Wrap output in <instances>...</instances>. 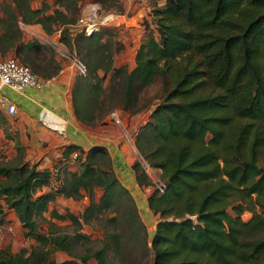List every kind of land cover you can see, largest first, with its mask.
<instances>
[{
  "label": "trees",
  "instance_id": "obj_1",
  "mask_svg": "<svg viewBox=\"0 0 264 264\" xmlns=\"http://www.w3.org/2000/svg\"><path fill=\"white\" fill-rule=\"evenodd\" d=\"M11 3L0 8V54L39 44L23 39L20 21L47 28L45 19L60 18L69 35L63 9L48 15L45 4ZM150 18L154 27L147 24L131 68L113 64V41L98 31L78 33L91 42L88 61L79 58L86 72H76L71 94L77 118L94 125L116 107L139 111L140 87L161 79L163 94L134 138L165 182L147 197L158 214L152 239L104 145L85 150L65 144L62 156L75 153L78 167L59 160L38 170L17 143L10 162L0 163V224L7 220L5 208H12L37 244L18 252L0 248V264H110L109 252L122 264L148 252L147 264H264V0H165L153 4ZM133 168L139 184L151 183L136 158ZM45 185L50 189L39 192ZM95 188L102 190L98 198ZM84 194L89 205L83 216L104 215L101 245L59 261L51 250L67 251V235L38 233L35 217L58 195Z\"/></svg>",
  "mask_w": 264,
  "mask_h": 264
},
{
  "label": "rangeland",
  "instance_id": "obj_2",
  "mask_svg": "<svg viewBox=\"0 0 264 264\" xmlns=\"http://www.w3.org/2000/svg\"><path fill=\"white\" fill-rule=\"evenodd\" d=\"M29 1L33 8L42 7L45 4V14L48 15L51 14L54 9H63L65 15L68 18L69 24H71L75 22L76 16L79 13V3L83 0ZM98 1L105 9L115 10L119 14H121V16H119L116 20L117 25H115L116 22H110L107 25L103 26V28L98 31L97 34L99 37H101L102 40L106 41V39H109L113 41V64L115 66L126 65L128 68H131L134 64L135 46L138 44V42L146 32L147 24H149L150 28L154 27L150 18V11L152 9V6L154 3L160 5L164 3L165 0ZM6 3H11V0H0V8H2ZM43 23H49V26L47 28H43L42 24L39 23L44 33L54 39H58L63 48H66L68 51L75 53L85 63L88 61L87 52L89 50V45L91 42L89 39L79 34L69 36L63 28V25L66 24L62 23V20L60 18L53 20L45 19ZM59 29H61V31H58ZM29 39L36 40L39 44L31 48L22 47V49L18 51H15V49L7 50L4 54H0V57L9 55H15L20 59H22V57H25L24 62H26L32 69L37 71L38 74L42 75H45L47 71L55 72L59 67H61V62L64 59H68L64 56H60L59 53H57L54 45L47 42L45 39H39L35 36H33L32 38L29 37ZM99 73L100 75L103 74L101 70H99ZM110 74L111 72H109L103 78L104 86L109 85ZM162 94L163 91L161 79H156L150 84L140 87L139 100L140 103H143L144 105L139 111L130 113L121 109L120 107H116L115 110H117L118 112L120 122H116L113 119L109 118L110 116L108 113L100 123L102 125L107 124V126H110L112 131L114 132H112L113 135L116 134V136H118L119 134L121 136L119 146L120 148L125 147L126 151V149H130L131 145L129 141L131 140L126 142L125 138L123 137V133L128 132V134L135 138L140 128L148 121V116L151 109L160 100V96ZM2 113L4 117L2 118V122H0V127L2 128L3 132L2 136H0V163H9L17 151L16 144L19 143L21 146H23V148L24 145L19 140L20 132L18 131V128H15L14 122L11 121V119H14L15 116H10L8 114H5L4 112ZM124 142L126 143L125 146ZM132 144L136 148V151H138L135 143ZM135 157H133V160ZM70 158L71 159H69V156L67 158L62 156V159L60 160L70 163L71 168L78 167L80 159H76L74 161V158L73 160L72 157ZM157 171V174H159L160 171L158 169ZM49 181L54 186L57 184L56 180L51 176ZM38 190H40L39 192L46 191L43 190V187ZM148 192L149 191L145 189L143 191V193L146 194ZM101 193L102 190L100 188H95L94 194L96 198H98ZM134 200L136 202L137 212L141 216L143 222L146 224L149 241L152 239V236L154 234L156 222L158 220V214L154 213L150 209V215H147L148 210L146 209V207H144L142 202L135 197ZM88 205L89 197L86 194H84V196L79 199L69 201H48L46 209L40 215L35 217L37 225L36 230L38 233L49 236L67 235V239L65 240V244L68 247L67 251L54 249L51 250L52 256L57 258L59 261L67 257L78 258L80 255L86 252L93 251L101 245V240L104 233V228L102 225L105 222V218L104 215L100 217L90 216L89 218H85L83 215ZM52 210L61 212L63 216L57 217L53 215ZM5 213V218L7 220L4 221V223L0 224V248L9 247L12 252H18L22 250V248L30 249L31 246L36 245L37 241L34 239V237H32V235H28L25 233L26 228L17 218L14 210L12 208L6 207ZM249 215L250 213L247 211L242 213V217L244 219L248 218ZM80 233L84 234L85 236H80ZM46 246H48L50 249L52 248V246L49 244H47ZM140 254L141 252L139 251L136 255ZM148 254H146V256L141 259L139 256L134 255L135 258L133 259L132 263L147 264ZM108 262L110 264H122L117 257H114L112 252H109L108 254ZM91 264H96V261L94 259L91 260ZM127 264L131 263L128 262Z\"/></svg>",
  "mask_w": 264,
  "mask_h": 264
},
{
  "label": "crops",
  "instance_id": "obj_3",
  "mask_svg": "<svg viewBox=\"0 0 264 264\" xmlns=\"http://www.w3.org/2000/svg\"><path fill=\"white\" fill-rule=\"evenodd\" d=\"M25 25L27 28L23 29L24 40L33 37L31 28L43 31L37 22ZM75 75V66L69 59H64L58 72L40 88L24 87L20 91L4 88V92L17 104L16 114L10 116H15L11 121L20 132L19 140L24 145V159L30 164H36L38 170L52 169L53 165L62 159L65 144H79L85 150L92 145H104L111 156L116 175L134 197L142 202L148 210L147 215H150L151 210L147 203L149 193H143L145 185L138 183L133 168L136 148L130 146L126 151L125 147L120 148L121 136L113 135L111 127L107 124L98 122L90 125L77 118L71 94ZM2 134L0 127V136ZM42 187L43 190L50 189V186ZM55 200L61 202L74 199L58 195Z\"/></svg>",
  "mask_w": 264,
  "mask_h": 264
},
{
  "label": "built area",
  "instance_id": "obj_4",
  "mask_svg": "<svg viewBox=\"0 0 264 264\" xmlns=\"http://www.w3.org/2000/svg\"><path fill=\"white\" fill-rule=\"evenodd\" d=\"M121 16L115 10L105 9L98 1L95 0H83L80 3L79 13L75 19L74 23L68 24L69 35L74 36L75 34L82 33L83 35L89 36L93 33L101 30L103 26L108 23H115L117 25V18ZM20 27L26 29L27 26L24 22L20 21ZM58 31H61L59 29ZM31 33L33 36L41 39H45L47 42L54 45L57 53L60 56L68 58L71 63L75 66L76 72L84 74L86 72V65L79 59V57L66 48L62 47V44L58 39H54L48 36L46 33L40 30L32 29ZM49 78H42L32 68L22 62L17 56L9 55L5 57H0V110L5 114L14 115L17 112V104L9 97L7 93L4 92L5 87H9L15 91H20L24 87H35L40 88L43 86L46 80ZM109 118L116 122L119 121V115L117 110L113 109L109 112ZM123 137L126 142L129 141L132 147L134 142V137H132L128 132L123 133ZM72 160L75 157V153H72ZM143 171L148 175L151 183L145 185V190L150 193L154 188L162 191L165 187V182L160 178V173L157 174V169L159 168L152 166L140 153L137 151L135 157ZM71 159V158H70ZM155 174V175H154Z\"/></svg>",
  "mask_w": 264,
  "mask_h": 264
}]
</instances>
